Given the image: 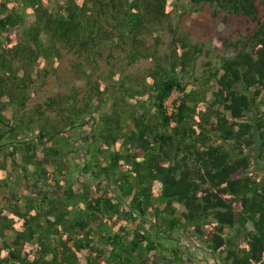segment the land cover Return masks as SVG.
I'll list each match as a JSON object with an SVG mask.
<instances>
[{
  "label": "trees",
  "instance_id": "1",
  "mask_svg": "<svg viewBox=\"0 0 264 264\" xmlns=\"http://www.w3.org/2000/svg\"><path fill=\"white\" fill-rule=\"evenodd\" d=\"M180 1L0 0V264H192L177 229L264 264V0H191L238 20L201 74L187 35L159 54ZM65 52L84 86L28 108ZM115 53L153 66L101 73Z\"/></svg>",
  "mask_w": 264,
  "mask_h": 264
},
{
  "label": "rangeland",
  "instance_id": "2",
  "mask_svg": "<svg viewBox=\"0 0 264 264\" xmlns=\"http://www.w3.org/2000/svg\"><path fill=\"white\" fill-rule=\"evenodd\" d=\"M64 2V0H53L51 7L55 8L57 4ZM213 6L205 5L199 11H195L191 6V0H181L174 11L171 26L167 24L160 32L162 36V44L159 47L160 55L165 56L171 52L172 39L174 36H189L193 42L198 43L203 49V55L198 59L195 68V73L201 74L204 69L216 64L220 57L225 56L232 52V47L225 46L219 40L216 33L234 40L236 39L235 29L238 26V20L234 19L229 24H223L220 20L215 19L212 12ZM148 42L150 45H154L155 40L152 36H149ZM231 54V53H230ZM60 69L57 74L45 78L43 82H38L32 89L33 94L28 101V108L32 109L39 104H43L48 97L57 93H71L74 88H80L84 86L86 77L83 73H78L74 70L76 57L72 53H64L61 59ZM127 60L120 53H115L113 59L101 60L100 69L101 73L109 71L111 69H119L124 66L128 71L137 72L151 68L153 63L149 59H141L132 66H125ZM90 71V70H87ZM192 82L193 80H189ZM179 96L178 92H175L171 99L167 102V105L171 106L174 99ZM6 114L11 116V109L6 110ZM87 128H81L82 132H85ZM83 160V150L75 154L73 164ZM83 179H87L88 176H82ZM80 183L75 185V188H79ZM97 195V193H95ZM180 213L183 211L182 206L178 203L175 204ZM173 236L178 240L161 239L162 243L169 246V249L174 244L183 245L182 249L186 251V258H195L192 264H218L221 261V255H213L209 251L205 250L200 244H197L195 240L186 236V234H180L177 229ZM239 240V238L237 239ZM86 259L81 260V264H85ZM186 264H190L187 262Z\"/></svg>",
  "mask_w": 264,
  "mask_h": 264
}]
</instances>
